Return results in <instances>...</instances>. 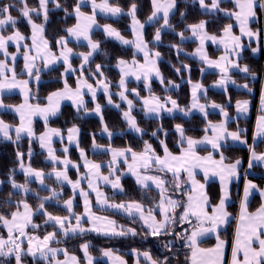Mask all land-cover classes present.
Returning a JSON list of instances; mask_svg holds the SVG:
<instances>
[{
    "label": "trees",
    "instance_id": "16d2710c",
    "mask_svg": "<svg viewBox=\"0 0 264 264\" xmlns=\"http://www.w3.org/2000/svg\"><path fill=\"white\" fill-rule=\"evenodd\" d=\"M76 2L77 0H58L61 7L57 8L50 0L48 4V19L46 22L42 14L39 16L35 13L32 14L35 23L44 25L43 36L45 40L49 42L51 49L55 50L57 48L56 41L60 37L65 36L67 33L66 29L71 27L75 22L73 7ZM108 2L111 5L119 6L123 12L116 18L103 17L100 15H96V18L100 23H110L125 36H128L131 33L129 27L131 17L127 15L130 5L132 3L137 4L136 15L140 21H144L149 16L152 9L150 0H108ZM260 2L264 3V0H259V3H257L256 11L258 18L254 24H252V27L258 28V33H260L258 45H260L261 49L263 47L262 31L264 24L261 22L262 18L260 19L262 11L260 10ZM27 3L30 7H38V0H27ZM5 4L14 5L11 9V15L16 18L17 23L14 27L12 25H7L3 29H0V34L8 35L13 33V31H19L25 37L24 43L29 44L31 34L30 25L28 24L27 19H25L20 13L22 5L19 4L17 0H0V6ZM175 5V8L170 14L172 28H164L161 30L160 41H155L153 36L156 29L162 24V19L155 20L151 22V24L145 23L143 29L144 40L148 44V48L151 51L160 53L157 58V68L162 75L163 82L153 79V81H150L147 84L149 85L148 88L145 86L144 81L135 82L130 80L126 82V85L129 88H133L136 92V96H134L133 92H131V95L125 93V96L128 100L132 101L133 106L130 111L131 115L137 122V126L142 129L139 133L128 128V123L122 115L123 111L127 108L125 103L120 101L118 97L121 89L120 85H118L120 74L116 67L118 59L129 60L135 58L138 61L141 60V56L138 55L130 45H123L118 41L104 36L100 29H95L91 34V38L98 41L100 47L90 57L89 62L86 64L84 63L82 68H75L72 74L66 76H63L62 65L38 71L39 77H41L40 81L38 83L30 82V86L33 90L31 100L39 105L45 103L46 96L51 91L60 89L65 81L72 86L78 76H83L92 84H96V81L99 78H103L108 82L111 91L109 94L114 103L119 102L120 106L115 108L114 106L109 105L107 103V98H105L102 93L97 94L95 101L87 99L85 102L84 107L87 109H91L94 103H99L102 106L101 109L104 123L107 125L109 132H111V136L102 132L103 125L99 116L85 115L84 108L78 111L71 104L63 103L59 113L47 119V122L38 119L32 121V129L35 134L34 138L30 139L28 136H22L17 140L15 135H11V139H0V180L2 182L0 186V214L9 218L11 213L17 209V202L21 200L27 202L30 207L35 210L39 207L42 198L51 197L52 191L54 190L58 195L52 199L44 201L45 210L55 216L67 215V211L63 208V204L64 201L72 197V191L69 190L67 186L60 184L50 176H46L44 178L45 187L41 188L35 181L29 180L28 187L30 191L19 193L13 190L11 181L9 180V176H12L16 182L21 184L25 183V176L17 170L20 159L27 161V164L35 169L44 170L46 172H49L52 169L53 166L46 161L45 154L39 146L37 137L45 126H53L61 131L76 126L80 133L78 140L79 146L83 148L87 155H89L94 161L103 162L109 160L110 155L108 152H92L91 147L93 146V140H95V144L105 146L108 149L114 148L122 150L130 148L136 153L143 152L145 150V142H147L151 145L152 150H154L157 155L162 153L163 146L160 142L163 140L171 152H178L181 144L178 143V141H180L179 133L176 131L175 125L180 124L183 127L186 137H200L205 132V126L208 122L220 119V116L214 112L208 113L206 117L200 116L196 113L190 114L189 117H184L179 113L172 115L161 114L158 116H146L144 114V107L142 105V99L144 97L157 95L160 98H165V96H169L176 100L181 108L186 109L189 106L190 82L199 81L207 86L218 76L216 72H204L202 70V63L189 55V52L196 44L195 41L189 39L184 41L178 33L182 32L185 34L188 30V25L204 20L206 21V31L208 33L219 34L221 29L232 23V17L226 16L221 12H205L200 8L198 1L195 0H175ZM221 5L230 10L233 9L231 1H224ZM81 8L85 11L89 10L88 6H82ZM65 9H67V12ZM181 13L184 15L182 16ZM174 44L179 45L180 51L171 47V45ZM70 45L75 49H86L84 44L82 45L71 41ZM207 49L208 55H213L219 52L210 45H207ZM0 58H2L1 55ZM70 62L75 65V67H78L80 58L74 56ZM239 62L241 64L245 63L249 71L255 75L257 74V77L255 81H249L247 76L243 77L239 73L234 74V77L239 82L247 81L248 86L252 88L254 93L233 88H228L225 92H218L207 88L206 96L202 97V99L222 104L231 113L232 103L235 102L236 99L250 98L252 102L251 117L247 120L236 119L237 123H240L241 126L247 128L245 135L248 137L251 131V123L254 118L253 111L257 104L258 89L261 83L260 77L264 71V56H262L261 50L256 57L252 56L249 49L245 48ZM98 64L101 65L103 76L96 71V66ZM184 65H187L188 67L185 68ZM16 67L17 70L21 67L19 60L16 63ZM177 69H179V71H177ZM19 76H22V74L19 73ZM169 81H171V84ZM20 100L21 96L18 93H7L0 97V103L4 106L17 105L21 102ZM0 119L5 123L12 125H17L19 121L17 114L6 109L0 110ZM228 125L232 128H236L234 122H229ZM153 133L156 134L153 135ZM252 147H254L257 152L264 151V139L259 140V142L252 145ZM29 149H31V152H29ZM247 149L248 148L246 147L231 145H225L220 148L225 161H232L237 157H240L244 160L243 166H245L247 161ZM197 151L202 153L207 151V149L202 147L198 148ZM17 152L22 153L20 159L17 158ZM69 156L76 160L75 148L70 149ZM120 168L122 169V166ZM147 170L153 175L159 176L167 181V191L165 194L179 201L182 205L175 210L174 214H172L175 217L176 223L173 224L169 230H172L171 233L173 234L153 236L150 234V231L145 229L143 224L137 218L114 211L112 212L105 208L100 209L95 204L92 205L95 212L114 219L127 234L109 235L88 230L75 234L68 233L67 236H65L60 232L58 226H55L50 222L46 224L45 216L38 212L33 214L32 223L39 225V227L33 228L30 226L28 230L36 233L38 237H42L48 232L55 231L57 233V238L51 241L50 245L52 247L66 249L68 253L75 255L80 263L85 262L81 245L88 244V253L95 258L93 264H107L99 258L105 249H110L113 252L118 253L124 258L127 264H133L140 259L142 260L140 253L144 252H148L152 259L160 261L161 264L165 261V257L168 258L167 264H189L188 258L190 255V249L185 246L184 240L179 238V242H170L172 238H176V232H179V234L183 236L185 235V229H189L187 223L182 224L176 219L182 211L185 202L187 186L184 179L185 175L181 173L183 183L181 189L177 190L175 188L172 174L160 172L155 166H152ZM252 171H254L255 174H251L249 177L260 183V185L264 184V166H253ZM73 176L74 172H72V177ZM120 177L121 192H115L107 187H103L109 201H137L149 210H153L157 207L161 194L159 190L147 186L139 187L134 183L131 176L123 174ZM205 185L210 204H216L220 198L219 184L216 181H209ZM240 185L241 184H238L237 188H233L232 199L227 204L228 210L231 213V219L227 226L219 232V236L227 239L229 242L234 231L233 227L236 219V205L239 197L238 193ZM10 193L11 196L9 195ZM74 202L73 213L79 214L82 208V203L80 202L79 197H74ZM258 203V197L254 196L250 201L251 208L258 206ZM128 229H133L136 235H132L127 231ZM5 235L4 228L0 226V236L4 237ZM200 243L203 246L210 245L213 243V238H207ZM166 245L168 246L166 247ZM143 261L144 260H142V264H145ZM21 262L24 264H49L48 261H43L36 257L33 258L26 253H23ZM0 264H16L15 255L0 256Z\"/></svg>",
    "mask_w": 264,
    "mask_h": 264
},
{
    "label": "snow or ice",
    "instance_id": "6c2138e0",
    "mask_svg": "<svg viewBox=\"0 0 264 264\" xmlns=\"http://www.w3.org/2000/svg\"><path fill=\"white\" fill-rule=\"evenodd\" d=\"M19 4L22 5L20 9L21 15L27 19L28 24L32 29V40H33V49L36 51L35 56H31L30 50L27 45H25L24 52V60L25 65L24 68L27 71L28 75L33 74V70L35 67V61L41 58V55L44 56L45 67L49 64L54 63L58 59H63L64 64L67 65L65 72L72 71L71 64L69 63V57L73 54V50L67 46V39L65 37H60L56 43L61 46L62 51L60 52L59 57L54 56L48 47V41L44 40L43 32L44 25L37 24L34 22L32 18V14L35 13L37 16L43 15L45 22L48 19V4L50 0H38V7H30L27 3V0H17ZM52 3L55 4L57 8H60L61 5L58 3V0H51ZM85 0H77L75 6L73 7V13L75 14L76 23L68 27L66 32L69 37H74L77 40L83 39L88 43L89 51L87 53H80L79 55L82 58L83 63H88L90 57L96 52L100 44L98 41H93L90 36V31L93 26L96 25V11L97 9L103 13H110L113 16L122 13V9L119 6H113L109 4L108 0H101L100 3H97L96 0H91L92 13L88 14L81 11V7L84 4ZM221 0H211V3H206V0H199V5L201 9H207L209 11H224L228 16L235 17V19L240 24V29L242 35H247L249 37H253L257 35L251 31L248 27L249 19L255 16V0H235L236 8L239 11H227L225 9L220 8ZM152 11L151 14L147 17L148 22H153L162 18L163 23L159 28L156 29L154 40L160 41L161 39V30L164 28H172L170 23V14L175 8V0H151ZM14 7L12 4H5L0 6V29H3L7 25H12L13 27L17 23L16 18L11 15V9ZM137 4L132 3L129 7L127 15L131 17V28L133 31V35L135 37L134 40L125 39L119 31L113 28L111 25H103V31L108 37H114L117 40L121 41L125 45L132 44L135 48L144 53L145 56V64L138 65L133 59L131 65L123 59L118 60V67L121 70V79H120V87L124 88L125 86V77L128 75H135L137 79L141 78L140 73L143 72L144 79L147 80L149 73L155 72L157 77H160V72L156 69V60L149 59V57H159L160 53L155 52L152 53L148 49V44L144 40L143 29L145 24L142 23L136 15L137 12ZM261 8H264V3L260 4ZM67 12V9H65ZM183 16L184 14L181 13ZM206 21L201 20L199 23L188 25V29L191 31L192 35L199 39L200 47L197 49V52L201 54V58L211 66L220 68L221 72L224 74L222 78L217 82L220 85L225 83V79L227 78L228 66L231 65L233 67H238V65L234 64L227 55L222 56L220 61L224 63L221 64L220 61L209 60L208 57L203 54V47L205 40H212L213 42H219L223 44L226 52H235L236 49L240 48V36L232 35V25L229 24L225 26L223 29L224 36H222L219 41H217L216 36H210L205 30ZM181 39H184V34L178 33ZM42 41V47L37 45V38ZM25 40V37L19 32L14 31L11 35L5 36L0 34V51L4 53L5 56L8 55L7 46L9 42L16 43ZM229 42H231L232 47L229 48ZM171 47L176 48L177 51H180L179 45H171ZM256 49H253L255 52ZM135 56V53H134ZM13 58H15L13 56ZM151 65V67H148ZM187 68V65H184ZM6 71H12V76L9 78L6 74ZM96 71L103 76V72L101 71V65L96 66ZM179 71V69H177ZM242 72H249L247 66L240 68ZM37 79L39 78V73L37 71ZM0 89H11L15 87H19L22 92L25 94V102L19 106L15 107V111L19 114L20 123L15 127L16 139L19 140L21 134L26 133L27 136L31 139L35 137L33 132L31 123L32 116L41 115L45 122H47L49 115H55L59 110L60 101L63 99L72 100L73 105L77 107V110L84 108V111L87 112L88 109L84 107L83 93L82 88L87 87L88 91L92 93L93 100H95L96 89L93 88L91 84H88L87 81L77 82V86L75 89L69 87L67 82L65 81L64 89L53 92L49 94L47 97L48 104L45 107H41L39 104L33 106L28 103V93H27V80L16 79V74L14 70L8 69L7 64L0 60ZM161 82L162 78H161ZM99 86L104 89L106 95H108V103L112 104L113 101L111 99L110 94L108 93V84L104 80H100ZM171 84V81H169ZM234 83V81H233ZM247 88V85H244ZM201 88L199 83H196L192 86V108H198L201 112L205 111V105L200 104L197 97V90ZM135 91V90H133ZM138 95V93H137ZM119 96L122 100H126L129 106V111L123 112V118L127 121L128 125L134 129L136 132H141L137 126V122L135 118L131 115L130 109L132 108V101L128 100L125 96L124 91L119 93ZM166 101L171 103V108H166L165 103L160 102L159 97L152 96L150 99L144 100V105L146 108V112L148 113H159L162 109L171 113L173 110L178 109L181 112H184L187 115L189 110H185L183 108H178V104L176 100L171 99L170 97L166 98ZM261 104L264 106V93L261 96ZM3 106V105H0ZM213 108H219L220 113L227 118V112L224 107L217 104L211 105ZM12 107V106H9ZM119 107V105H116ZM237 110L239 112H247L248 110V101H237ZM98 116H100L101 123L103 125V131L108 133L111 136V132L107 125L104 123V118L102 115L101 105L96 103L95 108L92 110ZM10 125L6 124L4 121L0 120V134L3 135L5 139H11L9 134ZM176 131L180 135V141L178 143L181 144V152L179 155L172 154L164 141L162 140L160 143L164 149V156L161 157L155 154L154 150H152L151 145L145 142V150L141 153L133 152L130 148L126 151L131 152L133 163L129 164V170L136 176L137 183L142 186H147L146 182L151 181L160 189V203L159 214L163 217L161 220L157 221L156 216L150 210L145 216L143 211V206L135 201L125 204H108L106 198L103 197V193H101L98 188L94 186L93 180L89 179V187L92 188L93 191L97 193L98 203L105 205L108 207L123 209L128 212L129 215L132 214L133 211L140 214V218L144 221L145 225L149 228L150 234L153 236L161 235V234H173L169 232V228L176 223L174 215H170V213L174 214L175 210L178 207H181V203L177 200H173L170 197L165 195L167 191V181L162 179L159 176H151V175H140L138 169L143 167L145 170L152 167L153 164L157 166V170L163 173H172L173 179L175 182V188L177 190L181 189V185L183 183L181 179V173H187L188 181L191 183V192L187 194V202L183 205V212L179 215L180 223H187L192 225L191 231L189 233L188 229H185V235L181 236L179 233H175L178 238L183 239L185 241V246L191 249V256L188 258L190 260V264H222L223 261V249H224V241L220 240L217 236V244L214 248H201L199 247V238L205 236L208 233H215L217 229L227 223L229 218V213L226 209V201L229 198V193L227 189V184L231 177L235 176L237 173V167L241 163L239 159H237L234 163L225 165L223 163L224 157L221 155L219 161L215 160L212 156V153H209L205 157H201L196 152L197 145L200 144H210L212 149L219 151L221 144L220 141L231 138L233 141H239L241 144H245L246 141L241 139L240 130L229 132L225 121H221L219 124H213L209 122L207 127L205 128L206 135L202 139H193L192 137H186L183 127L180 124L175 125ZM208 129H211L212 135L208 136ZM70 136L69 139L72 140L74 136L78 133V129L76 126H73L69 130ZM156 133H153L155 135ZM53 135H60L58 129H48L45 133L39 136V140L42 148H47L48 157L55 163L58 161V157L54 154L53 149L51 148V137ZM256 136L264 137V116H260L257 120L256 126ZM255 138V137H254ZM186 142L187 147H183V144ZM94 147H98L95 144V140H93ZM67 149H65V152ZM112 152V164L116 163V158L118 156H124V150H116L110 149ZM31 152V149H29ZM250 152V160L249 167L253 166V161H259L264 164V152L257 153L254 147H249ZM81 156L84 157V152L81 150ZM22 157V153L17 152V158L20 159ZM65 166H67L70 161L66 158L63 161H60ZM127 163V161H125ZM85 167L90 171L94 170L95 176L104 182L111 183L113 188H119V177L115 181H111L109 176H101L100 175V164H95L90 161L85 160ZM20 168L25 176V183L18 184L9 176V180L11 181V185L13 189H20L24 192L30 191L28 187L29 178L34 177L36 181H38L41 185L44 184V178L46 174L42 170L34 169L31 165L25 166L23 162L20 163ZM195 169H200L204 172L205 180L209 178V173L213 176H218L221 182V196L219 203L212 207L211 212L209 213L206 210V205L209 202V198L204 191V184L200 183L195 178ZM53 173L57 179V181H66L71 184L73 189H76L80 185V181L77 180L75 182L71 181L66 173V171H58L56 168H53ZM50 175V174H47ZM253 190L259 192L260 197L264 200V189L258 188V186L251 181H246L244 187V197L240 204V215L238 218V228L236 233V239L233 245L232 252V260L231 264H264V203L261 204L260 208L257 209L254 213H249L247 210V201L249 195ZM11 196V193L9 194ZM58 193L54 190L52 191L51 197H44L39 204L38 209L36 211L42 212V214L47 218L45 223L53 222L59 229L63 232L65 236L68 233H75L77 231L84 232V229L81 225V216L75 215L72 212L73 203L72 200L64 201V204L67 207V210L70 214L75 215L76 224L72 225L69 220V216H55L45 210L44 201L52 199L56 197ZM81 195L85 197V213L84 215L88 216L89 222H97L104 221L107 225H114V221L108 220L107 217L96 216L91 212V208L89 206V201L87 200L88 193L81 191ZM17 210L11 213V218L6 217L3 214H0V225H3L8 231L7 239L0 237V256H8L9 254L15 253L16 264H21V257L23 249L21 247L22 241H20V237H26L28 240V248L27 254L35 256L37 252H39L40 256L47 259L48 253H51V262H55V264H69V260L71 264H78L77 257L71 256L69 257V253L66 249H56L50 247V242L57 238V233L55 231L48 232L41 239L38 236H29L25 232V228L31 226L33 228L39 227V225L32 224V216L34 214L33 209L30 205L21 200L18 201ZM22 205L24 208V212L21 213L19 211V206ZM193 220L195 221L193 223ZM91 231H105L111 232L114 235H126L127 233L123 230L117 232L115 227H111L109 229H102L98 227H93L90 229ZM132 235H136L133 229H128ZM18 233V235H17ZM258 245V247L256 246ZM7 246V250L5 251V247ZM168 245H166L167 247ZM88 244L81 245L82 250L84 251L85 257L87 259L88 264H93L92 257L88 254ZM58 251H63L66 257L65 261L56 260V254ZM135 251V250H133ZM103 255L106 257L112 258L111 250H104ZM142 255L150 262V264H161L160 261L152 259L148 252L142 253ZM242 255V259L240 258ZM117 260L120 261V264H125V262L120 259V257H116ZM167 257H165V261L163 264H167Z\"/></svg>",
    "mask_w": 264,
    "mask_h": 264
},
{
    "label": "crops",
    "instance_id": "0c3cea01",
    "mask_svg": "<svg viewBox=\"0 0 264 264\" xmlns=\"http://www.w3.org/2000/svg\"><path fill=\"white\" fill-rule=\"evenodd\" d=\"M87 1H88V2H87ZM89 1H90V3H91V0H85L84 4H83L82 6H88V7H90L89 4H87V3H89ZM195 1H198V3H199V0H195ZM224 1H231L232 5H233V9L230 10V9H228V8H224V7H222L221 3L224 2ZM96 2H97V3H100L101 0H96ZM206 3L210 4V3H211V0H206ZM221 3H220V8H222V9H225V10H227V11H239V9L236 8L235 0H221ZM257 3H259V0H255L254 11H255L256 14H255L254 17H251V18L249 19V25H248V27L251 29V31H253L254 33H257V35H255V36H253V37H249V36H247V35H242L239 22L235 19V17H232V23H231V25H232V35L240 36V37H241V39H240V48H239V49H236L235 52H226L224 45H223V44H220L219 42H213L212 40H205V42H204L203 54H205V55L208 57L209 60L220 61V58H221L222 56L227 55V56L229 57V59H230L234 64L238 65V67H233V66H231V65L228 66L227 78L225 79V83H224L223 85H220V84L217 83V82L222 78V76L224 75V74L221 72L220 68H217V67H214V66L209 65L208 63H206V62L201 58V54L197 52V49L200 47V41H199V39H197L196 37H194L189 29L186 31V33L184 34V41H186V39H189V40H193V41H195V43H196L195 46H194V48L189 52V55H190L191 57H193L194 59H196L197 61L199 60V61L202 63V70H203L204 72H210V71H211V72H216V73L218 74V76H217L213 81H211V83H210L209 85H207V86L204 85V84H202V83L199 82V81H191V82H190V84H189L190 99H189V103H188L189 106H188L185 110H189V109H191V110L188 111L187 115H185L184 112H181V111H179L178 109L173 110L171 113H169L168 111L162 109L158 114L155 113L156 116L161 115V114L172 115V114H178V113H179V114H181V115L184 116V117H189L190 114H192V113H196V114H198V115H200V116H205V117H206V115H207L208 113H212V112L217 113V114L220 116V119H218V120H216V121H212L211 123H213V124H219L221 121H225V123H226V127H227V129H228L229 132L240 130V132H241V139H243V140L246 141L245 144H241L239 141H233L231 138H228V139H226V140H222V141H220L221 147H222V146H225V145H231V146H242V147H246V148H247V147H248V144H250V145H254V144L258 143L259 140H263V139H264V137L256 136L257 120H258V118H259L260 116H264V106H262V104H261V96H262V93H264V71L262 72L261 77H260V79H261V83H260V86H259V89H258L259 92H258L257 100H256L257 104H256V107H255V110L253 111L254 118H253V122L251 123L252 126H251V131H250L249 136H248L249 138L245 135V131H246L247 128H246L245 126H241L240 123H237L236 119L247 120V119H249V118L251 117V115H252V102H251L250 98H246V99H236L235 102L232 103V111H231V113H230V112L228 111V109L225 108L224 105H222V104H219V103H216V102H213V101H212V102H211V101H205L204 99H202V97H205V96H206V90H207V88H210V89L216 90V91H218V92H225L228 88H233V89H237V90H243V91H247V92L254 93V91L252 90V88L248 86V82H247V81H245V82H239L238 80L235 79L234 74L239 73V74H240L241 76H243V77L247 76L248 79H249V81H253V80L255 81V80H256V77H257V74L255 75V74L251 73L250 71L247 72V73L240 71V68H242V67H244V66H247V65H246L245 63H244V64H241V63L239 62V60H240V58H241V56H242V53H243V50H244L245 48H248V49H249L250 54H251L252 56H255V57H256V56L260 53V50H261L262 56H264V47H262V48L260 49V45H258V41H259V38H260V33H258V28H256V27H252V24H254V22H255V21L257 20V18H258L257 11H256ZM261 3H263V2H260V4H261ZM109 4H110V3H109ZM260 4H259V5H260ZM113 6H114V5H113ZM90 8H92V7H90ZM200 8H201V7H200ZM202 10L205 11V12H208V11H209V10H207V9H202ZM261 10H262V19H263V21H264V8H261ZM81 11L87 13V11L83 10L82 8H81ZM209 12H221L222 14L228 16L224 11H209ZM73 15H74V18H75V14H74V13H73ZM97 15H99V14H97ZM119 15H120V14H119ZM119 15H118V16H119ZM106 17H107V16H106ZM229 17H231V16H229ZM199 22H200V21H199ZM199 22H197V23H199ZM75 23H76V18H75V22H74L71 26H73ZM37 24H38V23H37ZM195 24H196V23H195ZM228 25H229V24H228ZM224 28H225V27H224ZM224 28H223V29H224ZM223 29H221V31H220L219 34H213V33H210V32L208 33L207 31H206V32H207L208 35H210V36H216V37H217V41H219V39H220L222 36L225 35L224 32H223ZM94 30H95V29H94ZM94 30H93V31H94ZM130 30H131V27H130ZM205 30H206V25H205ZM30 31H31V34H30V38H29V44L24 43V40L21 41V42H19L18 45H17L16 43L9 42L7 48H12L13 50L16 49V50H17V53H18V49L20 48V49H22V52H20V53H24V52H25V45H27L28 48H29V50H30V53H29V54H30L31 56H35L37 53H36V51L33 49V40H32V29H31V26H30ZM93 31H92V32H93ZM101 31H102V30H101ZM13 32H14V31H13ZM92 32H91V34H92ZM102 32H103V34H104L106 37H108V36L104 33V31H102ZM131 32H132V30H131ZM11 34H12V33H10V34H8V35H11ZM66 34H67V33H66ZM91 34H90V36H91ZM8 35H5V36H8ZM42 35H43V34H42ZM43 38H44V36H43ZM109 38L114 39L115 41H117V39L114 38V37H109ZM44 40H45V38H44ZM94 41H95V40H94ZM118 42H119V41H118ZM38 44H40V45L42 46V41L39 39V37L37 38V45H38ZM121 44H122V43H121ZM123 45H124V44H123ZM129 45L132 47L131 44H129ZM129 45H126V46H129ZM207 45H210V46L214 47V48L217 49L219 52H218V53H215V54H213V55H208ZM48 47H49V50L51 51V53L55 56V55H56V52L58 51V49H59L61 46L57 45V48H56L55 50H53V49L50 48V46H49V42H48ZM231 47H232V44H231V42H229V48H231ZM132 48H133V47H132ZM148 49H149V48H148ZM253 49H256V51L253 52ZM149 51L152 52V53H155L154 51H151L150 49H149ZM0 52H1L2 54H4L2 51H0ZM33 52H34V54H33ZM135 52H136V51H135ZM94 53H95V52H94ZM136 53H137L138 55L141 56V60H140V61L136 60L135 58H132V59H129V60H125V61H127V62L129 63V65H131L133 59H135V61H136V63H137L138 65H143V64H145V56H144V53H143V52H141V53L136 52ZM9 55H10V54H9ZM73 55H74V54H73ZM73 55L69 58V63H70V64H71L70 61H71L72 57H74ZM4 56H5V55H4ZM76 57H77V56H76ZM16 58H17V57L13 58V57L10 55V56H5V57H3V59H0V60H3L6 64L9 63V66L7 65V68L10 69V67H12L11 62H14ZM157 58H158V57H149V59H155V60H156V65H155L156 69H158V68H157ZM20 59H21V58H20ZM23 59H24V58H23ZM21 60H22V59H21ZM118 60H119V59H118ZM22 61H23V60H22ZM39 62H40V63H39ZM117 62H118V61H117ZM220 63L223 64L224 62H223V61H220ZM38 64L41 65V68H42L43 70H47V69H49L50 67L64 64V61H63V59H61V60L58 59V60H56L54 63H51V64H49L47 67H45L44 59H43V58L37 59V60L35 61V67H34V70H33V74H32L31 76L28 75L27 71L25 70L23 62L21 63V66H22V73H23L24 75H27V77H25V78H19V77L16 75V79H17L18 81H20V80H27V81H28V86H27L28 103L31 104V105H33V106L37 105V103H35L33 100H31V97L33 96V90L31 89L30 82L38 83V82L40 81V79H41V77H39V78L37 79V74H36V73H37V71H39L38 69L40 68V66H39ZM82 66H84V63H83V61H82V58H80V63H79V65H78V67H75V65L71 64L72 71H69V72L66 73V72H65V69H66L67 65L64 64L63 76H66V75L72 74L75 68H82ZM148 66H151V65H148ZM116 67H117V70L119 71V68H120V67H118V63L116 64ZM13 69H14V68H13ZM13 69H12V70H13ZM14 72H15V71H14ZM6 74H7V76H8L9 78H11V76H12L13 73H12V71H6ZM119 74H120V71H119ZM152 75H153V77H152L151 79H147V80L144 79V76L141 77V78L138 80V79L135 77V75H130V77H128L127 79H125V84H126V82H128V81H130V80H133V81H135V82H138V81H144L145 84H148L151 80L153 81V79H154V80H157V81H159V82L161 81V78H162L161 73H160V77H157V76L155 75V72H154V71L152 72ZM0 79H2V78H0ZM100 80H104V79H103V78L98 79L96 82H99ZM78 81H80V82L87 81L88 84H91V85L93 86V88H95L94 85H93L91 82H89L87 79H85V77H83V76H78V77L75 79L74 84H73L72 86H70V85L68 84L69 87L72 88V89H75L76 86H77V82H78ZM104 81H105V80H104ZM233 81H234V83H233ZM105 82H106V81H105ZM106 83L108 84V82H106ZM119 83H120V81H119ZM196 83H199V84L201 85V88L197 90V97H198V101H199V103H200V104H203V105L206 106L204 112H201L198 108L193 109V108L191 107V106H192V103H193V99H192V86H193L194 84H196ZM64 84H65V82H64ZM64 84L62 85V87H61L60 89L53 90V91H51L49 94H51V93H53V92H57V91L63 90V89H64ZM98 84H99V83H98ZM244 85H247V88H245ZM101 88H102V87H101ZM109 88H110V85H108V93H109ZM95 89H96V94H95V96L97 97V94L100 93V91H99L100 89H99L98 86H96ZM120 90H122V88H121ZM123 91H124V88H123ZM88 92H89V91H88L87 87L82 88L83 100H84V106H85V102H86L87 99H92V100H93L92 93L89 92V93H91V96H90ZM103 92H104V91H103ZM119 92H120V91H119ZM7 93H8V94H12V93H15V94H16V93H18V94L21 96V100H20L21 102L18 103L17 105H5V106L3 105V106H0V110H5V109H6V110H9V111H11V112H13V113H15V114L18 115L19 121H18L17 125H12V124H8V123H6V124H8V125L11 126L10 129H9V134H10V136H11V135H15V137H16L15 127L19 125V123H20V117H19V114H18L14 109H15L16 106H19V105H21V104H24V102H25V94H23L24 92H22L21 89H20L19 87H15V88H11V89H7V88H6V89H0V97H1L2 95L7 94ZM104 93H105V92H104ZM124 93H125V91H124ZM49 94H48V95L46 96V98H45V100H46L45 103L40 104L41 107H45V106H47V104H48L47 97L49 96ZM106 96H107V95H106ZM154 96H155V97H158L157 95H154ZM107 97H108V96H107ZM118 97H119L120 101L124 102L125 105H126V108H127V109L124 110V111H129V106H128L127 101H126V100H122L121 97L119 96V94H118ZM151 97H152V96L144 97V98L142 99V104H143V102H144L145 99H150ZM168 97H169V96H165V98H160V97H159V98H160V102H161V103H165V104H166V108H171V107H172L171 103H169V102L166 101V98H168ZM170 98L173 99L172 97H170ZM95 99H96V98H95ZM173 100H174V99H173ZM244 100H247V101H248V110H247V112H239V111L237 110V101H244ZM63 103H69V104H71L74 108L77 109V107L73 105L72 100H69V99H63V100L60 101L59 110H60V108H61V106H62ZM107 103H108V101H107ZM108 104H109V103H108ZM113 104H114V102H113ZM212 104H217V105H221V106H223L224 109H225V111H226L227 114H228V115H227V118L224 117V116L220 113L219 108H213V107L211 106ZM0 105H2V104L0 103ZM95 105H96V104H94V106H93L91 109H88L87 112L84 111V114H85V115H90V116H98L94 111H92V110L95 108ZM114 105H115V104H114ZM114 105H113V106H114ZM9 106H12V107H9ZM143 106H144V105H143ZM178 108H181V107L178 105ZM81 109H83V108H81ZM59 110L57 111V113H56L55 115H57V114L59 113ZM79 110H80V109H79ZM124 111H123V112H124ZM55 115H49V116H48V119L51 118L52 116H55ZM122 115H123V114H122ZM33 119H34V120H35V119H38V120L45 121L44 118H43L41 115H39V114L32 116L31 120L33 121ZM0 120H1V119H0ZM229 122H234L236 128H232L230 125H228ZM208 124H209V122L206 124L205 128L207 127ZM31 126H32V128H33V123H31ZM70 128H72V127H70ZM70 128H68V129H66V130H64V131H61L60 129L55 128V127H53V126H52V127H50V126H45V127L42 129L41 133H39V135H38L37 137H38V141H39V146L41 147V143H40V140H39V136H40L41 134L45 133L48 129H58V130H59L60 135H53V136L51 137V148L53 149L54 154H55L59 159H58L57 162L54 163V162L48 157V150H47V148H42V147H41V149L43 150V152H44V154H45L46 161H47L51 166H53L52 169H51L49 172H46V171H44V170H42V171L46 174V176H50V177H52L54 180L57 181V179H56V177H55V175H54V173H53V168H56V170H58V171H66V173H67V175H68V177H69V179H70L71 181H73V182H75V181H77V180L80 181V185H79V187L76 188V189H73L72 185L69 184V183H67L66 181H57V182H59L60 184H62V185H64V186H67V187L69 188V190L72 191V197L68 198L67 200H69V199L72 200L73 207H74V204H75V202H74V197H79L80 202L82 203V208H81V211L79 212V214H75V215H80V216H81V218H82V219H81V225H82V227H83L84 229H86L85 231H88V230L92 229L94 226H95V227H98V228H102V229H109V228H111V227H115V229H116L117 232H119V231L122 230V229H121L122 227H121L118 223H116V221H115L114 219H112L111 217H108V216H106V215H104V214H100V213H98V212H95V211L93 210V208H92V205H93V204H95V205H96L98 208H100V209H101V208H105V209H108L109 211H112V212L114 211V212L121 213V214H123V215L126 214V215H128V216L135 217V218H137V219L143 224V226L145 227V229H146L147 231H150L149 228L145 225L144 221L140 218V214H139V213L133 211L132 214L129 215V213L126 212V211H124L123 209L111 208V207H108L107 204L102 205V204L98 203L97 193H96L95 191H93L92 188L89 187V179H92V180H93V183H94V186H95L96 188H98V190H99L101 193H103V197H102V198H106V199H107V196H106V193H105L103 187H107L108 189L113 190V191H115V192H121V191H122V188H121V183H120V180H121V177H120V176L123 175V174L128 175V176H131L132 179L134 180V183H136L137 186H139V187H146V186H142V185L138 184V183H137L136 176L133 175V173L129 170L128 165L133 163L131 152L126 151L127 149H122V150L125 151L124 156H118V157L116 158V163H115V164H112V163H111V162H112V152L110 151V149H114V148H110V149H108V148L105 147V146H100V145H98V147H94V145H93V146L91 147V151H92V152H96V153H97V152H99V151H102V152H108V154L110 155L109 160H107V161H103V162H101V161L96 162V161H94L89 155H87L86 151H85L83 148H81V147L79 146V144H78V140H79V135H80V133H79V129H78V128H77V129H78V133L74 136V138H73L72 140L69 139L70 133H69L68 130H69ZM128 128H129L130 130L135 131V130L132 129L129 125H128ZM102 132H103L104 134L108 135V133H105L103 130H102ZM135 132H136V131H135ZM205 135H206V133L204 132L200 137H192V138H193V139H197V140H199V139H202ZM207 135H208V136H211V135H212V131H211V129H208ZM22 136H27V134H26V133L21 134V137H22ZM108 136H109V135H108ZM254 137H255V138H254ZM0 139H2V140H7V139H5V138L3 137L2 134H0ZM179 139H180V135H179ZM96 145H97V144H96ZM183 147H185V148L187 147L186 142L183 144ZM202 147L206 148L207 151L202 152V153L199 152V151H197L198 148H202ZM221 147H220V148H221ZM71 148H75V149H76V160L72 159V158L69 156V151H70ZM65 149H67L66 152H65ZM81 150H83V152H84V157H82L81 154H80V153H81ZM116 150H117V149H116ZM168 150H169V149H168ZM169 151H170V150H169ZM170 152H171V151H170ZM180 152H181V145H180V147H179L178 152H171V153L174 154V155H179ZM196 152H197V154H198L199 156H201V157H205V156H207L209 153H212L213 158H214L215 160H217V161H219L220 158H221V155H223V154L221 153V150H220V149H219V151L214 150V149H212V147H211L210 144H200V145H197V147H196ZM256 152H257V151H256ZM261 152H264V151H260V152H257V153H261ZM159 156H161V157L164 156V149L162 150V153L159 154ZM223 157H224V155H223ZM65 158H66L68 161H70V163H69L67 166H65L63 163L60 162V161H63ZM237 159H239V160L241 161V163H240V164L238 165V167H237V173H236V175L233 176V177H231L230 180H229V182H228V184H227V189H228V193H229V198H228V200L226 201V209H227V211H228V213H229L228 221H227L226 224L221 225V226L217 229V231H216L215 233H208V234H206L205 236L199 238V247H201V248H214V247L216 246V244H217V236L219 237L220 240L224 241V249H223L224 255H223V261H222V264H231V260H232V252H233V245H234V242H235V239H236V233H237V228H238V218H239L240 211H241V208H239V206H240L241 201H242V199H243V197H244V187H245V183H246V181H251L252 183L256 184V185L258 186V188H260V189H264V184H261V185H260V183L256 182V181H255L254 179H252L251 177H248V178L243 179V181H242V187L240 188V193H239V195H241V197H240L241 200H240L239 205L237 204V211H239V212L236 213V216H235V218H236V219H235V224H234V227H233V229H235V230L233 231V234H232V237H231V239H230V242L227 241V239H225V238H223V237H220V236H219V232L222 231V230L227 226L228 222H229L230 219H231V213H230V211L228 210L227 204H228V203L231 201V199H232V190H233V188H234V187L237 188L238 184H241L239 181L241 180V179H240V178H241V174L243 173V172H242V170H243L242 167H243V165H244V160H242L240 157H237L236 159L232 160V162H229V161H225V160H223V163H224L225 165H228V164L234 163ZM85 160L90 161V162L95 163V164H100V165H101V168H100V175H101V176H109V178H110L111 181H115V180L117 179V177H119L120 187H119V188H113L112 185H111V183L104 182V181L100 180L99 178H97V177L95 176V172H94V170L90 171L88 168L85 167ZM246 160H247V161H246V163H245V164H246V165H245V168L248 169V170H252V167H253V166H259V167H260V166H264V164H262V163L259 162V161H253V162H252L253 166L250 168V167H249V160H250V152H249V151H248V155H247V159H246ZM125 161H127V163H126ZM21 162H23V164H24L25 166H28V164H27V161H23V160H22V161L19 162V165H18V167H17L18 172H20V173H22V174L24 175L23 171H22L21 168H20V163H21ZM121 166H122V169L120 168ZM152 166H155V167L157 168V166H156L155 164H153ZM32 168H33V167H32ZM104 168H105V169H104ZM241 168H242V169H241ZM34 169H35V168H34ZM38 170H39V169H38ZM119 171H120V172H119ZM194 171H195V178H196V180L199 181L200 183L204 184V186H205V187H204V191H205L206 194H207V192H206V185H205V184H206L207 182H209V181H214V182L216 181V182L219 184V186H220V194H219V196H221V182H220V179H219L218 176H213V175H211V173H209V178H208L207 180H205L204 172H203V171H201L200 169H195ZM72 172H74V176H73V177H72ZM138 172H139V174L142 175V176H143V175H151L150 173H148V170H145L143 167H140V168L138 169ZM47 174H50V175H47ZM168 174H169V173H168ZM170 174H172V173H170ZM182 174L185 175V176H184V179H185V182H186V185H187V186H186V194H185V202H184V204H185V203L187 202V194L191 192V183L188 181L187 173L182 172ZM46 176H45V177H46ZM151 176H155V175H151ZM29 180H30V181H31V180H32V181H35V182L37 183V185H38L39 187H41V188H43V187L46 186V185H45V180H44V184H43V185H41L38 181H36L34 177L29 178ZM16 183H18V182H16ZM1 184H2V182H1V180H0V186H1ZM18 184H21V183H18ZM146 185H147V187H153V188H155L156 190H159V191H160V189H159L154 183H152L151 181H147V182H146ZM13 190L16 191V192H19V193H20V192H24V191H22V190H20V189H13ZM235 190H237V189H235ZM81 191L88 193L87 200L89 201V206H90V208H91V212L94 213L96 216L107 217L108 220L114 221V225H107L106 222H104V221H97V222H94V223L89 222L88 216H87V215H84V213H85V203H84V201H85V197L81 195ZM24 193H25V192H24ZM160 195H161V194H160ZM165 195H166V194H165ZM166 196L169 197L168 195H166ZM254 196H257V197H258L259 203H258V206L254 207V208H251V206H250V201H251V199H252ZM170 198L173 199V200H175V199L172 198V197H170ZM208 198H209V196H208ZM91 199H92L93 201H92ZM219 200H220V198H219ZM219 200H218V202H216V204L219 203ZM107 201H108V204H121V203H122V204H125V205H127V204L130 203V202H133V201H126V200L121 201V202H114V201L111 202V201H109L108 199H107ZM136 202H137V201H136ZM137 203H139V202H137ZM159 203H160V199H159V201H158L157 207H156L155 209L151 210V211L153 212V214L156 216L157 221H159V220H161V219L163 218V217L159 214V207H158ZM262 203H264V200H262V198L260 197L259 192L256 191V190H253L252 193L249 195V197H248V201H247V210H248V212H249V213H254V212H256L257 209L260 208V206H261ZM139 204H141V203H139ZM184 204H183V205H184ZM216 204L212 205V204H210V202H208V204L205 206V207H206V210L210 213L212 207L215 206ZM141 205L143 206V211H144L145 216H147V214H148V212H149L150 210H149L148 208H146L143 204H141ZM73 207H72V212H73ZM63 208L65 209V211H67V215H56V216H69V217H70L69 222H70L72 225H75V224H76L75 215H72V214H70V213L68 212L67 207H66L65 204H63ZM238 208H239V210H238ZM32 209H33V208H32ZM37 209H38V208H37ZM16 210H17V209H15L14 211H16ZM183 210H184V209H183V207H182V211L179 213V215L183 212ZM14 211H13V212H14ZM19 211H20L21 213L24 212V208L22 207V205L19 206ZM33 211H34V213H35V212H38V213H41V214H42V212L36 211V209H35V210L33 209ZM42 215H43V214H42ZM170 215H172V213H170ZM179 215H178L177 218H176L177 220H179ZM33 216H34V215H33ZM33 216H32V218H31L32 220H33ZM9 218H11V215H10ZM46 219H47V218L45 217V220H46ZM194 222H195V221L193 220V223H194ZM50 223L54 224L53 222H50ZM32 224H33V223H32ZM54 225H55V224H54ZM0 226H1L2 228H4L5 233H6V235H5L3 238L7 239V236H8V231H7V229H6L5 227H3V225H0ZM55 226H56V225H55ZM190 226L192 227V225H190ZM29 227H30V226H28L27 228H25V232H26V234L29 235V236H37L36 233H34V232H30V231L28 230ZM191 227L188 229L189 233H190V231H191ZM58 228H59V227H58ZM59 230H60V229H59ZM60 232H62V231L60 230ZM79 232H80V231H77V232H75V233H79ZM95 232H97V231H95ZM62 233H63V232H62ZM75 233H71V232H70V234H75ZM98 233H100V234L104 233V234L114 235V234H112L110 231H109V232L100 231V232H98ZM46 234H47V233H46ZM46 234H45V235H46ZM17 235H18V233H17ZM0 237H2V236H0ZM40 238L42 239L43 236L40 237ZM207 238H213V243L210 244V245H206V246L201 245L200 242L206 240ZM20 241H22V244H21V247H22V249H23L22 255H23V253H26V254H27V248H28V240H27V238H26V237H20ZM184 243H185V241H184ZM256 246L258 247V245H256ZM50 247H52V246L50 245ZM52 248L62 249V250H63V248H60V247H52ZM189 249H190V248H189ZM6 250H7V246L5 247V251H6ZM105 250H110V249H105ZM103 251H104V250H103ZM111 252H112V258H111V260H113V261L116 260V261L118 262V264H120V261L116 259V257H120V259H122V260L125 262L124 258L121 257L118 253L113 252L112 250H111ZM12 254L15 255V253H12ZM82 254H83V257H84V259H85V262H84V263H80V262L78 261V259H77L78 264H88L87 259H86V257H85V254H84V251H83V250H82ZM88 254H89V253H88ZM189 254H190V255H189V257H190V256H191V249L189 250ZM9 255H11V254H9ZM9 255H8V256H9ZM27 255H29V254H27ZM29 256H31V257H33V258L36 257V258L41 259V260H43V261H48V263L51 261V253H48V258H47V259L41 257L40 254H39V252H37L35 256H32V255H29ZM71 256H73V254H72V253H69V257H71ZM74 256H75V255H74ZM89 256H90V254H89ZM140 256L142 257V260H144L143 262H144L145 264H150V262H149V261H148V260L142 255V253H140ZM91 257H92V261H93V263H94L95 258H94L93 256H91ZM99 258H100L103 262H106L107 264H111L110 261H109L110 258L104 256V255H103V252L101 253V255H100ZM240 258L242 259V255H241ZM56 260H59V261H65V260H66V257H65V255H64V252H63V251H58V252H57V254H56ZM142 260L140 259V260L134 262L133 264H142ZM228 260H229V262H228ZM227 262H228V263H227ZM21 264H24V263L21 262ZM51 264H55V262L53 261V262H51ZM69 264H71V261H70V260H69ZM125 264H127V263L125 262ZM189 264H190V260H189Z\"/></svg>",
    "mask_w": 264,
    "mask_h": 264
},
{
    "label": "rangeland",
    "instance_id": "374dc122",
    "mask_svg": "<svg viewBox=\"0 0 264 264\" xmlns=\"http://www.w3.org/2000/svg\"><path fill=\"white\" fill-rule=\"evenodd\" d=\"M151 1V0H150ZM88 2V1H87ZM87 4H89V6L90 7H92L91 6V3H90V1H89V3H87ZM89 7V10L87 11V13L88 14H91L92 13V8H90ZM129 10V9H128ZM260 10H261V8H260ZM151 11H152V9H151ZM151 11H150V14H151ZM122 12H123V10H122ZM128 12V11H127ZM97 14H99L100 16H103V17H105V16H107V17H110V18H116V17H119L118 15H116V16H113V15H111L110 13H103V12H100L98 9H97V11H96V15ZM149 14V15H150ZM262 18V11H261V17H260V19ZM160 19H162V18H160ZM142 23H146V24H151V22H148L147 21V18L144 20V21H141ZM131 23H132V21H131V19H130V22H129V27H131ZM163 23V22H162ZM105 24H107V25H111L110 23H108V22H105V23H100V22H98V20H97V18H96V25L95 26H93V28H92V30L90 31V33L89 34H91V32L94 30V29H100V30H102L103 31V25H105ZM112 26V25H111ZM113 27V26H112ZM114 28V27H113ZM116 29V28H115ZM117 31H119L118 29H116ZM131 30H132V28H131ZM120 32V31H119ZM120 34L125 38V39H127V40H134L135 39V37H134V35H133V31L128 35V36H125V35H123L121 32H120ZM155 35V34H154ZM105 36V35H104ZM63 37H65L66 39H67V41H68V43H67V46L69 47V48H71L72 50H73V56H77V57H79V58H81V56L79 55L80 53H87L88 51H89V47H88V43H87V41L86 40H83V39H80V40H77L76 38H74V37H69L68 36V33L65 35V36H63ZM109 38V37H108ZM153 38H154V36H153ZM92 39V38H91ZM93 40V39H92ZM114 40V39H113ZM184 40V39H183ZM71 41L72 42H75V43H78V44H84L85 46H86V49H83V50H81V49H75L72 45H70V43H71ZM94 41V40H93ZM117 41H119V40H117ZM120 43H122L121 41H119ZM123 44V43H122ZM39 46H41L40 44H38ZM125 45V44H124ZM132 45V44H131ZM42 47V46H41ZM132 47H133V50H135L136 52H138V53H141L140 51H138L136 48H135V46L134 45H132ZM62 51V48L60 47L59 49H58V51L56 52V55L55 56H57V57H59V55H60V52ZM7 52H8V55L7 56H14V57H17L16 59H15V61L14 62H11V64H12V67H10V69H13L14 71H15V74L19 77V78H25V77H27V75H24L23 73H22V66H21V63L23 62V64L25 65V60L23 59L24 58V53H20V52H22V49H18V53H17V50L16 49H10V48H7ZM10 54V55H9ZM33 54H34V52H33ZM0 55L2 56V58H0V59H3V57H5L4 56V54H2L1 52H0ZM72 55H70V57L72 56ZM69 57V58H70ZM23 60H21V59ZM41 58H43L44 60H45V58H44V56L43 55H41ZM18 60L20 61V68L17 70V67H16V63L18 62ZM61 60V59H60ZM40 63V62H39ZM7 65L9 66V63H7ZM39 65V64H38ZM62 65V72H63V69H64V64H61ZM40 66V68L38 69L39 71L40 70H43L42 68H41V65H39ZM148 67H151V66H148ZM119 71H120V78H119V81H120V79H121V75H122V73H121V70H120V68H119ZM19 73L20 74H22V76H19ZM140 75H141V77H143L144 75H143V72H141L140 73ZM128 77H130V75H128V76H126L125 77V79H127ZM136 77V76H135ZM153 77V75H152V72L151 73H149V76H148V79H151ZM86 79V78H85ZM99 79H101V78H99ZM139 80V79H138ZM152 81V80H151ZM94 85V87L96 88V86H98L99 87V91H100V93H102L103 94V96L105 97V98H107V101H108V95L106 96V94L103 92L104 91V89L103 88H101L100 86H99V84H98V82H96V84H93ZM118 85H120V83L118 82ZM145 86L148 88V86L149 85H147V84H145ZM121 91H123V88H122V90H120V92ZM124 91H125V93L126 94H129V95H131V92H133V94H134V96H136V92L135 91H133V88H129L126 84H125V86H124ZM119 92V93H120ZM89 93V92H88ZM109 93H111V91H110V88H109ZM24 94V93H23ZM89 95L91 96V93H89ZM95 98H96V96H95ZM112 99V98H111ZM96 100V99H95ZM94 100V101H95ZM113 101V100H112ZM114 102V101H113ZM124 103V102H123ZM94 104H96V103H94ZM115 104V105H114ZM112 103V104H109V105H111V106H113L114 105V107L115 108H118V107H116V105H119V102H117V103ZM142 105H144V102H143V104ZM94 106V105H93ZM120 106V105H119ZM102 107V106H101ZM144 107V114L146 115V116H156V114L155 113H148V112H146V108H145V105L143 106ZM100 117V116H99ZM34 120V119H33ZM180 140V139H179ZM252 147V145H250V144H248V151H249V147ZM20 161H22V159H20ZM229 162H232V161H229ZM243 171H244V169H243ZM252 171V170H251ZM148 173H150V172H148ZM151 175H153L152 173H150ZM252 174H255V172L254 171H252ZM156 176V175H155ZM239 198V197H238ZM239 208H240V206H239ZM239 208H238V210H239ZM239 211H237V213H238ZM191 226H190V224H188V228H190ZM235 230V229H234ZM169 232L171 233L172 232V230H169ZM174 232H176V231H174ZM176 233H179V232H176ZM175 239L174 238H172V240L170 241V242H172V241H177V242H179L180 240H179V238H178V236L177 235H175ZM110 261V263L111 264H118V262L115 260V261H113V260H109ZM228 262H229V260H228ZM227 262V263H228Z\"/></svg>",
    "mask_w": 264,
    "mask_h": 264
},
{
    "label": "built area",
    "instance_id": "2783aa9c",
    "mask_svg": "<svg viewBox=\"0 0 264 264\" xmlns=\"http://www.w3.org/2000/svg\"><path fill=\"white\" fill-rule=\"evenodd\" d=\"M262 33H263V44H264V28H263ZM248 173H249L248 169L245 168L244 171H243L242 177H243V178L247 177ZM240 200H241V198H240L239 201H238V205H239V203H240Z\"/></svg>",
    "mask_w": 264,
    "mask_h": 264
}]
</instances>
